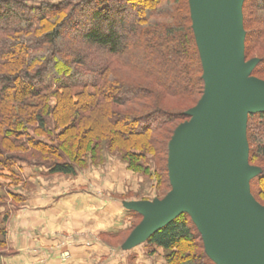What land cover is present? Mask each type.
<instances>
[{
    "label": "trees",
    "instance_id": "1",
    "mask_svg": "<svg viewBox=\"0 0 264 264\" xmlns=\"http://www.w3.org/2000/svg\"><path fill=\"white\" fill-rule=\"evenodd\" d=\"M244 14L254 26L247 58L264 40V0H245ZM257 60L253 73L262 75L264 55ZM203 73L189 0H62L39 7L0 0V178L21 182V163L44 175L77 176L97 138L133 159L160 147L168 154L174 134L168 127L190 117L162 110L160 101L200 98ZM164 131L167 145L155 148L153 133ZM248 135L264 159V112L248 115ZM263 182L261 170L252 184L264 189ZM6 212L0 264L8 249ZM147 244L162 248L167 264H217L188 213Z\"/></svg>",
    "mask_w": 264,
    "mask_h": 264
},
{
    "label": "water",
    "instance_id": "2",
    "mask_svg": "<svg viewBox=\"0 0 264 264\" xmlns=\"http://www.w3.org/2000/svg\"><path fill=\"white\" fill-rule=\"evenodd\" d=\"M245 0H190L205 88L169 143L172 191L145 209L124 250L148 241L182 213L198 227L217 264H264V206L251 194L248 115L264 112V80L245 62Z\"/></svg>",
    "mask_w": 264,
    "mask_h": 264
},
{
    "label": "rangeland",
    "instance_id": "3",
    "mask_svg": "<svg viewBox=\"0 0 264 264\" xmlns=\"http://www.w3.org/2000/svg\"><path fill=\"white\" fill-rule=\"evenodd\" d=\"M62 0H26L28 5L39 7L42 3H57ZM245 3V1H244ZM190 4V0H189ZM191 9V7H190ZM243 25L245 30V40L247 36L248 30H251L254 26H248L246 22V16L244 14V5H243ZM245 44V43H244ZM256 47V46H255ZM246 48V44H245ZM245 53V49H244ZM246 54V53H245ZM264 55V40L259 47L254 49V52H249L247 54V58L245 55V62H250L252 60L258 59V57H262ZM114 67L118 68V65H114ZM256 67V66H255ZM121 69V68H120ZM255 69V68H254ZM253 69V71H254ZM116 70V69H115ZM125 71V68L122 69ZM250 74V76L257 77L261 80H264V74ZM125 80L132 79L130 76H125ZM128 78V79H127ZM202 97V95H201ZM197 95L191 97H184V98H170L164 97L160 104L162 105V110L179 113L181 111H190L193 107L196 106L198 101L201 99ZM52 102H55V99H52ZM185 120V119H184ZM177 121V123L172 124L168 127V129L176 130V128L184 122ZM174 127V128H173ZM97 130V129H96ZM164 133V134H163ZM163 133H153L152 138H155V148L160 147L162 144L167 145V136L168 132ZM97 135V133H94ZM1 136L0 133V146L1 144ZM173 136V135H172ZM248 119L246 124V140L248 145V163L250 166L259 169V173L261 170L264 171V159L257 158L256 154L253 152L254 147L251 144L250 138L248 137ZM99 139V140H98ZM134 141V139L129 138ZM162 139L163 142L159 145V140ZM172 139V137H171ZM170 139V140H171ZM168 141V154L165 151H162V147L159 148L157 153L149 152L146 157H140L138 159H133L128 156V153L123 148H108L109 143L106 140H101L97 138V140H92L94 152L85 154L83 156V162L80 164L82 169L78 173L81 176H87L92 180V185L99 192V194H103L104 196H108L109 198H113L121 207V212L119 214H115L114 219H111L110 215H106L105 213L102 214V220H106L112 222V226L109 228L111 232L115 233L114 236L112 233H102L95 230L86 233H77V231L73 233H61V236H65L69 239H79L82 238L85 240V243H88L91 247L92 244L99 242V244H106L110 247H113L115 250H119L121 252L122 257L125 258L126 263L134 264V260L132 259L133 256L136 255L138 251L145 252L144 254L150 253L152 249H158L152 245L143 242L134 246L131 249H123V245L128 241L130 236L132 235L133 231L142 223L143 217L142 215L136 216L132 213L128 205H134L138 208L145 209L147 206H154L165 199V197L172 191V185L169 178V170H168V161H169V143ZM132 142V141H131ZM112 149V151H111ZM114 149V150H113ZM21 154L27 155V152H21ZM22 171L23 180L21 182H14L11 181L9 178H0V221L9 211V219L5 223L7 228V242H8V249L6 251V255L2 257L7 258L9 253H13L12 249L10 248L9 239L12 238V226L10 221L12 220V214L16 212L19 208H21L26 203V194L28 192H34L39 190H50V188L54 187L55 185H59L62 182H68L73 179H78L77 176H67L61 174H54V175H44L40 172V169H37L33 166H29L26 163L19 164ZM8 173V172H7ZM9 174V173H8ZM7 174V175H8ZM35 174L37 176L40 174L42 177L38 180L35 185L29 181L28 178ZM256 176V175H255ZM254 176V177H255ZM74 177V178H73ZM250 179V190L253 197L259 202L261 205L264 206V189H259L256 185L252 184L253 178ZM96 179V180H95ZM95 180V181H94ZM34 186V187H33ZM264 187V182L263 185ZM102 198V197H101ZM101 200V199H100ZM121 203V204H120ZM120 206L116 207L120 209ZM105 207L100 205L99 209L102 210ZM104 216V218H103ZM79 230V228H77ZM121 233V235H118ZM203 240V238H202ZM69 240H67L68 243ZM72 241V240H71ZM78 242V241H77ZM204 242V240H203ZM73 245V244H70ZM78 245V244H77ZM184 245V244H183ZM205 245V244H204ZM81 249L84 248V245L80 242L78 245ZM101 246V245H100ZM47 247V246H46ZM50 247V246H49ZM42 247L34 248L33 251L37 252L38 255L41 256L38 263L39 264H50L47 261L46 256L53 257L57 256V259L61 263L67 264L68 261L71 260L75 251L69 246L67 247L66 242H61V240L57 243L55 242L52 245V252L47 251L44 253L41 249ZM162 249V248H161ZM104 251L103 247H99V251ZM186 249L183 250L185 252ZM11 251V252H9ZM85 252H88L85 246ZM95 251V250H94ZM118 252V251H117ZM118 252V253H119ZM163 254H159V257H164V261H160L158 264H167L165 258V251L162 249ZM90 253V252H88ZM100 256V255H99ZM98 256V257H99ZM15 259V258H14ZM89 259V258H88ZM88 259L82 261V264H106L105 258L100 259L96 262L95 257L93 255L90 258L89 262ZM117 259V257H116ZM118 260V259H117ZM132 262H130V261ZM91 261V262H90ZM3 264V263H2Z\"/></svg>",
    "mask_w": 264,
    "mask_h": 264
},
{
    "label": "crops",
    "instance_id": "4",
    "mask_svg": "<svg viewBox=\"0 0 264 264\" xmlns=\"http://www.w3.org/2000/svg\"><path fill=\"white\" fill-rule=\"evenodd\" d=\"M34 175L28 178L32 185H35L42 177L40 174ZM92 184L89 177L79 176L78 179L55 185L50 190L28 192L26 203L12 214L10 221L12 238L9 239V249H12L13 253H9L8 259L3 258L2 263L39 264L41 256L33 249L42 247L44 253L48 250L52 252V245L61 240L63 243L66 242L67 247L70 246L72 251L76 250L67 264H82V261L88 258L89 262L93 255L96 262L105 258L106 264H130L125 262L119 250L104 243L96 242L88 247L89 244L82 238L69 239L61 236V233L66 232L86 233L92 230L113 234L109 229L113 220L108 221V218L105 221L102 220V214H109L111 219H114L115 214H119L122 207L113 198L99 194ZM100 205L105 208L100 210ZM117 206H120V209L116 210ZM67 240H69L68 243ZM80 242L84 245L83 249L78 246ZM85 246L90 253L84 251ZM99 247H103L104 251H99ZM144 253L138 251L132 257L134 264H158L164 261L163 256L159 257V254H163L161 248L152 249L147 255ZM46 259L50 264H65L61 263L57 256L48 257L47 255Z\"/></svg>",
    "mask_w": 264,
    "mask_h": 264
}]
</instances>
